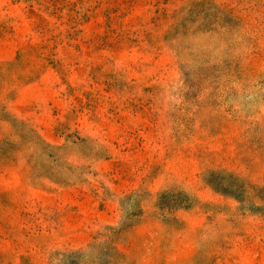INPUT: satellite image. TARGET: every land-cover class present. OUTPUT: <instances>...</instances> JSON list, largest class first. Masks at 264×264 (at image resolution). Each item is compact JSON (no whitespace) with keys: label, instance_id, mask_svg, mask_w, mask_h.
Here are the masks:
<instances>
[{"label":"rangeland","instance_id":"1","mask_svg":"<svg viewBox=\"0 0 264 264\" xmlns=\"http://www.w3.org/2000/svg\"><path fill=\"white\" fill-rule=\"evenodd\" d=\"M0 264H264V0H0Z\"/></svg>","mask_w":264,"mask_h":264}]
</instances>
